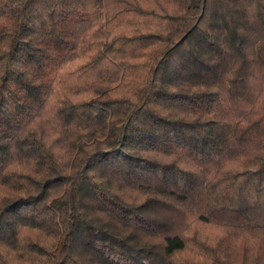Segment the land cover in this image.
Listing matches in <instances>:
<instances>
[{
  "label": "trees",
  "instance_id": "1",
  "mask_svg": "<svg viewBox=\"0 0 264 264\" xmlns=\"http://www.w3.org/2000/svg\"><path fill=\"white\" fill-rule=\"evenodd\" d=\"M0 264H264V0H0Z\"/></svg>",
  "mask_w": 264,
  "mask_h": 264
}]
</instances>
